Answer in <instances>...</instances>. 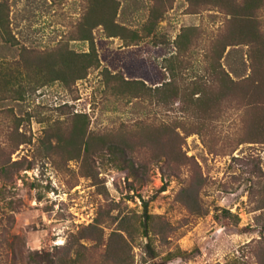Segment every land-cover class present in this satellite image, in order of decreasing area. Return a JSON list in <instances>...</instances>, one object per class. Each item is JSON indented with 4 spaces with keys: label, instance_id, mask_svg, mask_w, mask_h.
I'll return each mask as SVG.
<instances>
[{
    "label": "rangeland",
    "instance_id": "1",
    "mask_svg": "<svg viewBox=\"0 0 264 264\" xmlns=\"http://www.w3.org/2000/svg\"><path fill=\"white\" fill-rule=\"evenodd\" d=\"M117 1L119 29L110 36L104 25L88 34L95 13L87 0H0L18 42L0 39V264H31L30 252L57 250L96 218H102L107 238L117 231L119 218L145 211L160 216L163 229L151 234L150 248L147 237L134 235L129 241L123 233L133 264H228L261 237L264 143L234 147L243 132L240 110L204 122L206 136L215 138L209 150L201 134L183 132L195 128L189 123L202 120V113L192 106L185 113L177 99L167 104L157 94L140 95L123 80L154 88L170 79L168 65L180 89L196 77L207 78L213 42L232 34L243 40L242 28L228 22L224 10L208 5L210 0H196V10L188 0ZM258 7L257 29L264 34V0ZM183 30L186 55L180 58L187 63L178 71L170 56ZM91 43L99 64L86 63L83 78L50 80L32 90L40 81L31 83V73L20 65L21 47L34 62L47 54L59 60L62 50L82 55ZM249 51L242 43L226 47L221 62L233 79L250 72ZM174 132L180 146L158 145V137L170 139ZM82 140L89 142L87 154ZM116 141L146 165L139 180L98 155ZM182 152L190 159L181 160ZM195 180L201 214L183 192ZM175 249L182 254L166 257ZM93 262L100 263L96 257Z\"/></svg>",
    "mask_w": 264,
    "mask_h": 264
},
{
    "label": "trees",
    "instance_id": "2",
    "mask_svg": "<svg viewBox=\"0 0 264 264\" xmlns=\"http://www.w3.org/2000/svg\"><path fill=\"white\" fill-rule=\"evenodd\" d=\"M166 1L170 3L172 0ZM210 1L211 3L208 5L218 7L230 15L228 22L236 23L242 28L241 36L244 39L235 41V35L233 34L226 37V39L216 38L210 47V56L206 64L209 77H196L188 82L186 86H181L180 89L177 83L178 79L174 75V68L168 65L170 79L154 88L147 86L142 80L122 79L131 90L140 93V95L152 96V94H157L161 97V101L166 98L167 104L171 102L170 100L175 102L174 100L177 99L181 102L185 113H188L187 111L191 106L196 112L202 113V120L196 117L197 122L195 124L189 123L195 128L188 130V128L183 127V132L185 136L190 133L201 134L202 141L209 147V150L214 145L215 138L206 136L209 131L205 130L207 125L204 122L218 116L226 117L232 108L240 110V131H243L242 134L236 137L234 147L243 142L264 143V62L262 61L264 58V39L260 40V37H263L264 34L259 31V28L257 29L258 23L256 22V11L262 0H242L240 3L237 0ZM87 2L90 10L95 13L88 20V34L95 26L104 25L105 28L110 30V36L117 35L115 29H119L116 23L118 1L87 0ZM188 2L194 10L200 5L196 0H188ZM204 2L207 3L205 0ZM86 21L87 19L84 22ZM85 35L87 34L85 33ZM186 37V31L183 30L174 40L177 52L172 54L170 58L175 59V62L178 63V69L187 63V59L180 58V55H186V50L183 49L186 44ZM0 39L12 45L18 43L11 32L9 16L3 2H0ZM85 39L87 38L85 37ZM241 43L250 48L247 55L250 59V72L240 79H233L223 67L221 59L227 46ZM258 50L259 54L257 56L254 52ZM72 53L71 51L62 50L59 60L53 54H51L52 56L47 54L38 56L34 62H30L28 51L26 48L21 47L20 65L28 73H31L29 74L31 83L40 81L32 90L50 80L60 79L67 82L69 78L72 80L83 78L87 71L86 63L99 64L93 43H91L90 50L82 55ZM73 55L77 56L74 58ZM175 62L171 60L169 63L174 64ZM112 78L113 82H118L116 74L112 75ZM113 86H115V83H113ZM234 101L237 107L231 105ZM180 140L179 133L174 132L170 139L163 136L158 137V145L161 144L162 146L164 143L169 142L171 146L173 144V147L177 148ZM82 142L84 153L87 154L91 151L89 142L85 140H82ZM130 152V147L118 141L109 143L106 150H103V148L98 149V155L108 157L113 165L127 171L128 176L139 180L146 171V165L141 161H136ZM181 154V160H183V157L186 160L190 159L185 153L182 152ZM256 167L258 166L256 165ZM258 170L260 169L258 168ZM199 187V180H195L190 182L183 192L187 193L188 201H191L196 207L193 210L201 214L197 202ZM260 208H264V205ZM227 213L232 215L230 212ZM159 218L160 216L146 211L142 216L124 215L118 219L117 231L109 234L107 238L104 237V230L100 225L102 218H96L93 222L78 228L71 235V239L62 247L60 246L54 251L30 252L28 260L31 264H94L93 257H96L100 262L99 264H133V256L130 250L126 249V246L130 245L129 241L133 240L134 235H140L147 237L146 247L150 248L151 234H156L163 229V225L159 226ZM236 219L239 218L236 217ZM112 220L117 221L115 217H112ZM263 230L264 224L261 228V237L247 243L245 245L247 248H241V254L234 257L228 264H264ZM123 233L127 235L129 241L126 240L125 242ZM61 248H63L62 251ZM247 253H250V256ZM181 254V250L175 249L173 252H169L166 257L180 256ZM252 258L254 261L251 260Z\"/></svg>",
    "mask_w": 264,
    "mask_h": 264
}]
</instances>
